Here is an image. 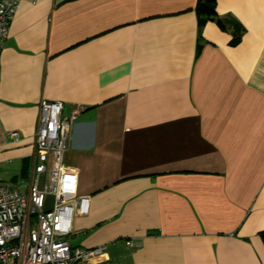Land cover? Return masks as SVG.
I'll return each instance as SVG.
<instances>
[{"label":"crops","instance_id":"0c3cea01","mask_svg":"<svg viewBox=\"0 0 264 264\" xmlns=\"http://www.w3.org/2000/svg\"><path fill=\"white\" fill-rule=\"evenodd\" d=\"M208 3L219 19L203 25L198 0L19 3L0 128L20 141L0 139V184L28 193L42 101L78 108L63 167L89 212L73 217V250L264 264V0Z\"/></svg>","mask_w":264,"mask_h":264},{"label":"built area","instance_id":"2783aa9c","mask_svg":"<svg viewBox=\"0 0 264 264\" xmlns=\"http://www.w3.org/2000/svg\"><path fill=\"white\" fill-rule=\"evenodd\" d=\"M21 1L0 0V55ZM79 114L78 108L67 112L61 101H42L28 193L0 184V264H110L105 246L73 250L66 240L73 217L89 212V198L78 195V175L63 167ZM1 138L20 141L17 132L0 128ZM49 196L55 198L51 210ZM125 245L134 247L132 240Z\"/></svg>","mask_w":264,"mask_h":264},{"label":"trees","instance_id":"16d2710c","mask_svg":"<svg viewBox=\"0 0 264 264\" xmlns=\"http://www.w3.org/2000/svg\"><path fill=\"white\" fill-rule=\"evenodd\" d=\"M208 1L210 0H198L196 11L200 21V25H203L210 20L219 19L215 8L212 5H210ZM229 20H233V19H229ZM224 22L226 23V20ZM220 24L222 25V23ZM230 28L234 31V37L232 42L238 43L240 40V36L242 34V30L240 26L236 22H232ZM261 236L264 242V231L261 233Z\"/></svg>","mask_w":264,"mask_h":264},{"label":"rangeland","instance_id":"374dc122","mask_svg":"<svg viewBox=\"0 0 264 264\" xmlns=\"http://www.w3.org/2000/svg\"><path fill=\"white\" fill-rule=\"evenodd\" d=\"M54 205H55V198H54V196H49L47 198L46 209L47 210H51V209H53Z\"/></svg>","mask_w":264,"mask_h":264}]
</instances>
